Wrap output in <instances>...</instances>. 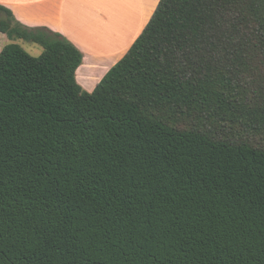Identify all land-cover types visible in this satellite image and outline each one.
I'll return each mask as SVG.
<instances>
[{"label":"trees","instance_id":"trees-1","mask_svg":"<svg viewBox=\"0 0 264 264\" xmlns=\"http://www.w3.org/2000/svg\"><path fill=\"white\" fill-rule=\"evenodd\" d=\"M0 33V264H264V0H160L92 93Z\"/></svg>","mask_w":264,"mask_h":264},{"label":"crops","instance_id":"crops-1","mask_svg":"<svg viewBox=\"0 0 264 264\" xmlns=\"http://www.w3.org/2000/svg\"><path fill=\"white\" fill-rule=\"evenodd\" d=\"M159 2L0 0V5L10 10L22 25L46 28L73 44L83 54L76 80L85 91L92 93L142 34ZM10 43L12 41L0 33V53Z\"/></svg>","mask_w":264,"mask_h":264},{"label":"rangeland","instance_id":"rangeland-1","mask_svg":"<svg viewBox=\"0 0 264 264\" xmlns=\"http://www.w3.org/2000/svg\"><path fill=\"white\" fill-rule=\"evenodd\" d=\"M16 44H19L26 52H28L33 57H39L43 52L41 46L28 43L23 40H18Z\"/></svg>","mask_w":264,"mask_h":264}]
</instances>
